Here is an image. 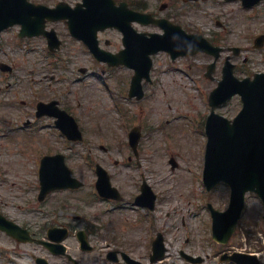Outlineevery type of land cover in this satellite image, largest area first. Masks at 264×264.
<instances>
[{
  "label": "rangeland",
  "instance_id": "obj_1",
  "mask_svg": "<svg viewBox=\"0 0 264 264\" xmlns=\"http://www.w3.org/2000/svg\"><path fill=\"white\" fill-rule=\"evenodd\" d=\"M31 1L47 5L56 0ZM130 1H142L148 11L168 17L188 32L204 34L225 47L215 80L204 77L210 56L198 54L172 62L161 53L154 58L152 83H144V98L119 102L118 90L124 100L129 73L133 72L118 68L102 74L83 45L64 32L62 25L57 26L63 45L55 59L50 57L45 40L20 39L19 26L6 30L0 37V63L11 66L13 71L0 70V209L23 225L55 223L77 230L90 228L95 251L81 253L75 238L67 241L81 264H108L100 258L108 244L140 255L149 264L150 239L158 232L164 234L167 247L165 259L159 264H188L181 257L182 252L201 257L203 262L199 264H231L220 262L225 252L254 253L264 264L261 201L253 194L247 198L236 233L228 244L220 245L212 239L207 203L226 210L229 189L219 185L207 194L202 178H197L202 176L206 145L200 120L209 114L208 97L221 79L225 57L229 55L237 65L235 74L240 79L264 72V47L254 48L255 38L264 34V0L251 9H245L240 0ZM164 3L168 8L160 12ZM139 29L160 32L153 26ZM231 47H239L241 53L233 55L228 50ZM54 64H65L66 69ZM81 67H90L91 72L77 81ZM55 98L76 115L84 133L82 142L71 144L55 131L41 127L49 120L40 121V128H22L27 119L33 118L27 112L36 99ZM240 109L241 102L236 97L217 112L233 118ZM133 124L142 126V138L139 159L129 162L132 151L128 133ZM48 152L64 153L73 175L85 185L76 191L57 192L39 202L36 162L38 156ZM171 158L178 162L176 170L169 163ZM96 163L108 170L112 184L125 201L134 197L146 181L157 195L155 210L144 212L132 204L116 209V204L111 207L102 200L95 189ZM143 216L145 220L141 219ZM0 249L4 252L2 255L0 251V264H35L34 255L48 258L37 245L18 246L2 234ZM51 261L69 264L57 258Z\"/></svg>",
  "mask_w": 264,
  "mask_h": 264
},
{
  "label": "water",
  "instance_id": "obj_2",
  "mask_svg": "<svg viewBox=\"0 0 264 264\" xmlns=\"http://www.w3.org/2000/svg\"><path fill=\"white\" fill-rule=\"evenodd\" d=\"M102 2V0H85V10L78 7L71 11L65 5L50 10L45 6L30 4L27 0H0V32L14 24H21L23 26L21 36L43 34L48 36L51 46L59 47L60 42L56 33L45 31L46 19L56 21L69 18L72 32L76 36L80 30L79 23L82 22L89 24L97 22L103 26L102 28L118 27L125 33L126 50L120 55L109 58H105L103 54L97 55L110 64H123L135 69L132 94L141 91V80L144 77L149 78L152 66L150 56L160 51L170 52L173 58L199 51H206L216 58L219 57L220 49L212 47L201 36L186 35L179 27L171 25L166 20H154L150 15L131 12L125 6L110 12ZM250 4L252 3H246L247 6ZM132 21H139L144 25L158 24L165 30V34H150L149 38L146 34H136L130 27ZM81 37L90 42V36ZM91 48L94 51L96 49L95 45ZM214 67L215 64L212 65V69ZM233 69L234 66L227 62L224 68V80L212 93L210 103L214 109L233 95L240 94L244 103L243 110L232 122L213 112L206 126L209 139L205 169L206 184L208 188H212L224 181L232 188V200L228 211L220 213L212 209L215 238L224 243L235 230L244 207L245 194L254 191L264 201V74H257L254 80L247 78L239 81L233 76ZM58 116L60 117L61 113ZM56 160L61 162L63 173L58 172L52 164ZM50 167L53 175L48 173ZM42 170L43 187L48 186L50 182L57 188L79 186L77 180L70 177L63 157L45 159ZM233 259L239 264H249V262L259 264L254 256L240 254L234 255Z\"/></svg>",
  "mask_w": 264,
  "mask_h": 264
},
{
  "label": "flooded vegetation",
  "instance_id": "obj_3",
  "mask_svg": "<svg viewBox=\"0 0 264 264\" xmlns=\"http://www.w3.org/2000/svg\"><path fill=\"white\" fill-rule=\"evenodd\" d=\"M112 30H108V31H106L105 33H106V35H105V40L103 41V43H104V45H107L109 48L108 49H110V50H112V51H118V50H114V49H116L115 48V43H113L112 41H109V39L107 38V36L110 34V32H111ZM104 33V34H105ZM100 44L102 45V41H100ZM103 47V46H102ZM51 101V100H50ZM58 103H59V106L60 105H62V102L61 101H58ZM23 227H26V228H28L31 232H32V235L34 236V237H36L37 239H45L46 237H47V231H48V229L50 228V227H56V225H54V226H50V225H46V227H43L42 225H35L34 226V230H32V229H30V227H28V226H24V225H22ZM60 226H62V225H60ZM38 227V228H37ZM63 227V226H62ZM65 227H67V226H65ZM46 228H47V230H46ZM68 228V230H71V228L68 226L67 227ZM42 231H45V235L44 236H41L42 235ZM0 233H2L1 231H0ZM2 234H5V235H7L8 236V234L7 233H2ZM68 247V246H67ZM69 248V247H68ZM67 259H68V257H66ZM69 260V259H68ZM119 263H123V264H127L125 261H121V262H119Z\"/></svg>",
  "mask_w": 264,
  "mask_h": 264
}]
</instances>
